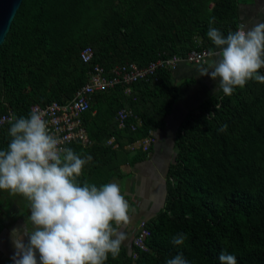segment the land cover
<instances>
[{
  "label": "trees",
  "instance_id": "16d2710c",
  "mask_svg": "<svg viewBox=\"0 0 264 264\" xmlns=\"http://www.w3.org/2000/svg\"><path fill=\"white\" fill-rule=\"evenodd\" d=\"M238 6L239 0H22L0 46V116L27 118L33 106L66 103L95 65L111 78L115 67L144 68L214 49L209 28L234 32ZM86 47L90 64L80 59ZM178 94L168 69L131 85L130 94L122 86L96 92L83 115L89 143L67 146L92 157L79 182L99 187L123 177L121 165L146 160L152 146H127L163 129ZM122 109L141 125L129 117L119 128ZM223 125L226 131H218ZM10 126H0V150L11 140ZM174 149L164 207L145 221L147 250L122 244L105 264H167L181 253L189 264H220L222 251L237 264H264V84L252 80L230 97L202 101L181 122ZM177 233L186 235L182 246L172 243Z\"/></svg>",
  "mask_w": 264,
  "mask_h": 264
},
{
  "label": "clouds",
  "instance_id": "9594fccd",
  "mask_svg": "<svg viewBox=\"0 0 264 264\" xmlns=\"http://www.w3.org/2000/svg\"><path fill=\"white\" fill-rule=\"evenodd\" d=\"M207 37L215 50L209 49L206 55L214 59L210 68L199 69L200 76L217 81L219 90L229 97L249 81L264 84L259 73L264 68V22L241 25L227 36L210 27ZM226 129L223 125L218 131ZM9 136L7 148L0 150V190L29 202L27 220L32 225L31 231L11 234L13 264H105L109 254L116 259L126 240L120 226L130 219V205L120 185L81 184L78 178L92 157L62 147L38 110L27 118L13 117ZM185 240L183 233L172 237L176 246ZM218 259L220 264H237L236 257L224 251ZM167 264L189 262L181 253Z\"/></svg>",
  "mask_w": 264,
  "mask_h": 264
},
{
  "label": "crops",
  "instance_id": "0c3cea01",
  "mask_svg": "<svg viewBox=\"0 0 264 264\" xmlns=\"http://www.w3.org/2000/svg\"><path fill=\"white\" fill-rule=\"evenodd\" d=\"M238 8L239 27H251L254 23L264 22V0H239ZM213 59L209 57L199 66L181 62L177 69L171 72L173 84L179 90L178 98L165 120L163 129L153 132L154 141L148 158L133 166L121 165L124 176L109 182L120 185L121 192L130 205L129 223L119 229L126 234L123 243L125 245L131 244L139 220L154 218L164 207L167 172L174 163V139L181 122L202 101L222 94L217 87V81H213L209 76H200L199 69L210 68ZM29 215V202L25 198L19 195L13 197L8 191L0 190V264H13L11 257L15 249L11 234L14 230H21V233L31 231L32 225L27 220Z\"/></svg>",
  "mask_w": 264,
  "mask_h": 264
},
{
  "label": "built area",
  "instance_id": "2783aa9c",
  "mask_svg": "<svg viewBox=\"0 0 264 264\" xmlns=\"http://www.w3.org/2000/svg\"><path fill=\"white\" fill-rule=\"evenodd\" d=\"M208 50L201 49L199 51L192 50L184 58L173 56L171 58L160 59L151 62L144 68H139L135 64L127 66L115 67L112 70V77H107L103 69L95 65L90 71L89 78L86 84L80 87L73 95L72 99L66 103L52 102L46 107L33 106L32 110H38L43 113L44 119L48 122L49 131L55 135L60 141L62 147H67L72 143H81L86 146L89 143L86 128L84 126L83 115L89 110L93 95L99 91H105L116 86L124 87V92L130 94V86L140 82L147 81L155 74L157 70L168 69L171 72L177 69L181 62L188 63L193 66H199L209 58L206 53ZM93 58V51L90 47L84 48L80 52V59L85 64H90ZM133 117L136 121V126L141 124L139 118L134 116L131 110L122 109L117 115L118 127L123 128L127 118ZM11 115L0 116V126L11 123ZM132 126V130L136 129ZM153 132L149 136L127 146V149L134 151L148 152L153 143ZM112 142V139L110 143ZM148 235L145 228V220H139L131 238V245L146 251L144 239ZM39 261V258H38Z\"/></svg>",
  "mask_w": 264,
  "mask_h": 264
},
{
  "label": "water",
  "instance_id": "95a60500",
  "mask_svg": "<svg viewBox=\"0 0 264 264\" xmlns=\"http://www.w3.org/2000/svg\"><path fill=\"white\" fill-rule=\"evenodd\" d=\"M21 2L22 0H0V46L4 43ZM130 246L131 244L128 245L129 248Z\"/></svg>",
  "mask_w": 264,
  "mask_h": 264
},
{
  "label": "rangeland",
  "instance_id": "374dc122",
  "mask_svg": "<svg viewBox=\"0 0 264 264\" xmlns=\"http://www.w3.org/2000/svg\"><path fill=\"white\" fill-rule=\"evenodd\" d=\"M9 195H11L10 193H9ZM15 195H13V197H14ZM127 244V243H126ZM129 245V243L126 245V246H128Z\"/></svg>",
  "mask_w": 264,
  "mask_h": 264
}]
</instances>
